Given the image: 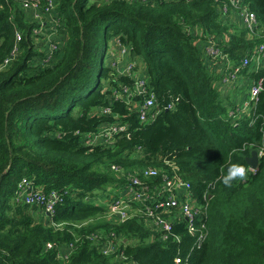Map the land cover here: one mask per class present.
Returning <instances> with one entry per match:
<instances>
[{
    "label": "trees",
    "instance_id": "obj_1",
    "mask_svg": "<svg viewBox=\"0 0 264 264\" xmlns=\"http://www.w3.org/2000/svg\"><path fill=\"white\" fill-rule=\"evenodd\" d=\"M32 1L0 0V264H264V68L241 73L262 79V89L240 116L222 95L220 63L201 51L212 43L233 64L253 54L264 44V0H240L257 20L255 34L223 21L225 0H53L50 27L21 10ZM18 31L20 52L2 67ZM110 38L125 49L118 60L131 76L99 54ZM46 43L60 50L46 56ZM138 76L154 95L148 123L135 111L148 96L134 92ZM116 123L127 129L110 146L84 144L83 135ZM252 151L253 171L245 161ZM232 163L247 175L225 186ZM171 166L200 208L193 236L184 221L169 233L149 226L146 206L165 219L174 213L154 209L160 201L133 203L123 222L109 217L105 201L121 196L127 175L155 169L156 177L140 179L153 189ZM23 179L35 191L64 192L63 202L47 216L16 201ZM98 191L107 200H95ZM108 244L114 251L104 254Z\"/></svg>",
    "mask_w": 264,
    "mask_h": 264
},
{
    "label": "built area",
    "instance_id": "obj_2",
    "mask_svg": "<svg viewBox=\"0 0 264 264\" xmlns=\"http://www.w3.org/2000/svg\"><path fill=\"white\" fill-rule=\"evenodd\" d=\"M130 3H139V4H148L152 2H169L175 0H126ZM227 1V5H225L221 13L223 14V21L231 22L237 21L238 25L244 29H246L250 34H255L257 31V20L253 13L247 11L246 8L243 7V3L240 0H225ZM44 6L42 15L46 16L51 15V12L54 8L53 0H43ZM38 0H34L31 3L23 2L21 6V10L29 11L33 13L34 20L38 21L41 25L42 22L38 20V15H36V11L39 9ZM229 3V4H228ZM229 9L227 10V7ZM229 14V15H228ZM51 17V16H50ZM48 17V18H50ZM54 23V21H52ZM41 30V29H40ZM39 31H34L33 35H38ZM21 38V33L18 31L15 33V44L12 47V50L9 56L3 62L2 67H7L11 64V62L17 57L19 54V46L18 42ZM119 45L117 44V47ZM119 55L120 58L124 57L126 54L125 49L119 46ZM201 51L204 56L210 59H215L220 63V72L223 73L221 85H229L234 84L241 73L249 68L252 71L259 70L264 68V44H261L253 54H248L243 57L237 64L230 63L227 56L223 53L222 50L216 48L212 43H207L201 47ZM55 46L50 49V53L55 50ZM123 74H127L131 76L130 67L127 68L126 72ZM249 80V78H248ZM247 89V99L246 104L241 108L238 107L236 110L238 115L245 116L248 114V109L252 106L254 102L257 101L258 94L262 89V79H258L257 81L251 82ZM145 80L136 78V84L134 87V92L138 96H148L143 98L142 102L137 103L135 106V111L138 114V119L140 123H148L152 121L155 117L154 113V95L145 91ZM124 93L127 94V97L130 96V93L127 90L123 89ZM102 114H107L108 110H102ZM231 115V113H230ZM127 129L126 124H108L100 127V130L97 134H85L83 135L84 144L87 146L90 145H100V146H110L114 141V136L120 132H124ZM112 170L116 171L117 169L112 167ZM176 168L171 166V174L170 175H162L161 184L158 187H154L151 189L149 186L143 184L140 179H148L150 177H156L158 172L152 168L143 169L139 176L135 175H127L125 180L128 181V184L124 186L121 191V196L108 201L105 204V208L109 217L115 219L116 221L123 222L127 218V209L133 206V203L139 205L143 203L145 200H150L151 204H155L157 201H160L154 206V209L160 210L164 212L165 215H170L174 212L169 219H165L160 213L151 214L150 208L145 207L146 211L149 213L148 223L149 226L154 230H162L166 233H169L170 226L174 221H184L186 223V231L189 235H194L196 233L195 224L200 221L202 218L201 215L199 217L200 208H198L195 203H193V198L190 194L189 185L183 183L176 173ZM139 187V188H136ZM63 194L62 191H50L48 193H44L42 191L34 190L33 188L28 186V182L26 179H23L21 183L18 185V190L16 192L15 199L16 201H21L23 204L28 206H37L43 210L45 215H51L53 208L63 202ZM200 235L198 236V240L201 241L204 237L202 233L203 225H200ZM181 237H175V240H179ZM161 239L164 241L167 239V235L162 236ZM111 244H115L114 240L111 239L108 241ZM121 242V241H120ZM116 246H119V243L116 242ZM103 253H112L114 251L113 245H106L102 248ZM175 264H181L180 259H175Z\"/></svg>",
    "mask_w": 264,
    "mask_h": 264
},
{
    "label": "rangeland",
    "instance_id": "obj_3",
    "mask_svg": "<svg viewBox=\"0 0 264 264\" xmlns=\"http://www.w3.org/2000/svg\"><path fill=\"white\" fill-rule=\"evenodd\" d=\"M94 0H90L89 2L92 3ZM48 37V35H47ZM54 38V36L52 38H50V36L48 37V40H52ZM56 39H58L60 42L62 41V38L60 37H56ZM111 38L110 39H107V44H106V48H103L100 50V53L99 54H102L104 53V62L106 65H109L110 67L112 68H115L117 70L118 73L120 74H123L124 72H126L127 68H129L130 66L128 65L127 61H119L118 57H115L114 53L111 52V49H112V43H111ZM53 47V45L49 44V43H46L45 45V51H46V56H48L50 54V49ZM58 48L56 49L57 51L60 50V45L57 46ZM106 50V52H105ZM111 54V55H108ZM55 56H53L51 58V62L55 61ZM117 63V65H116ZM134 66V65H133ZM137 67V64L136 66ZM220 66H219V69L218 71L220 72ZM139 72H140V68H139ZM142 73H144V71H141ZM135 78H139L138 77H135ZM105 83V82H103ZM249 80H248V76H245L243 74H241L237 81L234 83V84H229L227 86H224V93L223 95L227 96L229 95V98L232 100L233 103H235L238 107H242L246 104V99H247V89L249 87ZM252 171V170H251ZM97 193V197L95 198V200L97 201H103V200H107V194L103 191H98L96 192ZM110 199H108V201H110ZM108 201H105L106 203Z\"/></svg>",
    "mask_w": 264,
    "mask_h": 264
},
{
    "label": "clouds",
    "instance_id": "obj_4",
    "mask_svg": "<svg viewBox=\"0 0 264 264\" xmlns=\"http://www.w3.org/2000/svg\"><path fill=\"white\" fill-rule=\"evenodd\" d=\"M247 175V169L244 165L232 163L227 168V173L221 179L225 186H231L233 181L243 180Z\"/></svg>",
    "mask_w": 264,
    "mask_h": 264
},
{
    "label": "crops",
    "instance_id": "obj_5",
    "mask_svg": "<svg viewBox=\"0 0 264 264\" xmlns=\"http://www.w3.org/2000/svg\"><path fill=\"white\" fill-rule=\"evenodd\" d=\"M29 13V12H28ZM29 15H30V13H29ZM38 20L39 21H41L42 22V24H44V25H48V27H50V26H52L51 24H52V20L50 19V18H46V16H43L42 14H40V17H38ZM41 24V25H42ZM56 34V32L54 31V30H50V32H48V37L50 36V38H52L54 35ZM111 43H112V49H111V52L112 53H114V55H115V57H118L119 56V58H120V55L118 54L119 52V49H120V47L118 46V47H116L115 45H114V40H112L111 41ZM105 52H106V50H105ZM108 55H111V54H109L108 53ZM224 86H226V85H221L220 86V89H221V91H222V95H223V93H224ZM227 96H229V95H227Z\"/></svg>",
    "mask_w": 264,
    "mask_h": 264
},
{
    "label": "water",
    "instance_id": "obj_6",
    "mask_svg": "<svg viewBox=\"0 0 264 264\" xmlns=\"http://www.w3.org/2000/svg\"><path fill=\"white\" fill-rule=\"evenodd\" d=\"M258 153L257 151H252L250 156L245 159L246 163L248 164L250 170H254L257 165Z\"/></svg>",
    "mask_w": 264,
    "mask_h": 264
}]
</instances>
